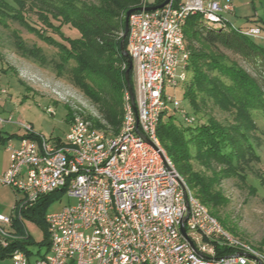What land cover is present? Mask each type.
<instances>
[{"label":"built area","instance_id":"2783aa9c","mask_svg":"<svg viewBox=\"0 0 264 264\" xmlns=\"http://www.w3.org/2000/svg\"><path fill=\"white\" fill-rule=\"evenodd\" d=\"M157 4L139 0L142 8ZM232 10V0H169L130 14L126 50L135 85L132 96L127 88L122 94L116 133L95 128L80 116L70 122L65 136L55 139L20 124L26 133L18 146L7 142L9 163L0 170V182L22 197L13 206L14 216L0 214V246L27 237L25 230L24 236L16 234L13 218L24 229L20 210L41 196L58 191L75 202L46 212L44 254L30 260L29 250L17 248L11 264H264V256L223 230L187 187L156 133L167 104L179 105L164 94L165 87L187 78V18L200 14L219 23ZM245 33L256 37L260 28ZM220 246L233 252L218 254Z\"/></svg>","mask_w":264,"mask_h":264},{"label":"trees","instance_id":"16d2710c","mask_svg":"<svg viewBox=\"0 0 264 264\" xmlns=\"http://www.w3.org/2000/svg\"><path fill=\"white\" fill-rule=\"evenodd\" d=\"M40 3L39 21L44 24L42 26L59 33L66 44L43 36L41 29L27 21L25 0H0V24L6 26L7 19L15 20L29 32L54 45L62 60L56 64L57 67L62 66L63 55L68 60H80L78 71H84L85 76L80 78L74 73L72 79L99 113V118L90 114L85 118L95 128L116 133L123 112L122 94L127 88L124 73L129 67L128 56L120 53L121 34L126 12L137 11L139 0H40ZM206 21L200 14H194L187 18L184 26L186 48L190 53L187 69L191 75L184 87V98L188 100L192 113H201V106L211 100L221 110L234 111L239 123L224 124L211 116L205 122H196L194 118L189 123L166 110L159 117L156 133L187 187L213 215L215 213L211 209L215 210L223 202L219 179L236 176L244 180L243 170L259 162L255 146L251 145L253 136L250 132L255 128L252 111L264 114V46L255 41V36L230 26L225 19L217 23L219 29L208 27ZM62 26L73 28L78 33L72 38L64 36L60 33ZM21 44L18 46L23 54L40 62L46 60L40 58L42 52L39 47ZM220 47L253 66L255 76L237 65ZM131 73L132 68L128 75ZM67 111L70 119V109ZM7 139L10 137L0 136V141ZM191 160L197 161L204 170H195ZM218 167L220 169L217 170ZM61 193L52 192L51 197L43 195L32 206L19 212L20 216L43 223L46 245V209ZM13 225L16 234L24 236L17 217L13 218ZM30 243L29 235L24 239L10 240L7 246H0V257H10L17 248L28 253L25 246ZM216 250L221 255L233 252L228 246L216 247Z\"/></svg>","mask_w":264,"mask_h":264},{"label":"rangeland","instance_id":"374dc122","mask_svg":"<svg viewBox=\"0 0 264 264\" xmlns=\"http://www.w3.org/2000/svg\"><path fill=\"white\" fill-rule=\"evenodd\" d=\"M157 1L148 0L150 4H155ZM40 4V0H25V18L31 25L41 29L43 36L66 44L59 33L42 26L44 24L39 21V11L42 7ZM232 5L233 10L224 13L223 18L235 28L243 29L252 25L259 27L260 34L255 37V41L264 46V0H232ZM55 23L57 24L56 21ZM206 25L213 29L220 27L219 24L208 20ZM60 33L72 38L78 32L73 28L62 26ZM20 41L21 45L26 47H39L42 52L40 58H46V60L40 62L33 56L23 54L18 46ZM220 49L248 74L255 76L253 66L237 56L230 55L222 47ZM62 58V66L57 67L56 64L62 61L58 49L29 32L19 22L7 19L6 26L0 24V119L6 120L0 123V136L5 139L10 137V141L8 139L4 142L0 141L1 171L8 166L10 152L6 149L7 142L18 146L21 137L26 133L20 124L27 123L35 133L46 139H55L66 135L70 122L76 116L85 119V115L90 114L99 118L96 106L85 97L83 91L72 79L74 73L79 74L80 78L85 76L84 71H78L80 60H68L64 55ZM179 73H181L180 69L177 71L176 79H178ZM185 73L187 77L185 81H180L175 86L165 87L164 94L179 102L177 108L172 103H168L166 106L168 112H172L175 117L181 120L187 117L188 119L192 118V121L195 118L196 122H205L208 116H211L224 124L239 123L234 111L221 110L211 100H208L205 106H201V113H192L189 102L183 94L184 87L190 81L191 76L187 68ZM129 82L133 95L135 85L133 67L132 73L129 75ZM67 108L71 112L70 119H68ZM47 109H52L53 113ZM252 114L255 128L250 132L253 136L251 145L255 146L259 162L252 163L243 170L244 180L236 176L219 179L218 187L223 202L211 211H214L213 216L223 230L240 238L264 256V114L258 110H253ZM102 123L104 122L102 121ZM191 164L195 170H204L195 160H191ZM216 169L218 170L220 167ZM51 195L48 196L51 197ZM21 197L22 193L14 187L0 182V214L14 216L13 206ZM74 202L72 197L61 193L51 201L46 212L60 210ZM206 208L208 209V207ZM208 211L210 212L209 209ZM21 218L24 230L30 236L31 243L27 244L26 248L31 252L30 260H35L47 250L44 225L24 215ZM0 264H11V258L0 257ZM247 264L256 263L248 260Z\"/></svg>","mask_w":264,"mask_h":264},{"label":"water","instance_id":"95a60500","mask_svg":"<svg viewBox=\"0 0 264 264\" xmlns=\"http://www.w3.org/2000/svg\"><path fill=\"white\" fill-rule=\"evenodd\" d=\"M168 1H169V0H164V1L161 2L160 4L153 5V6H147V7H144V8L139 7V8H137L136 10H142V9H144V10H154V9H156V8H158V7L163 6V5L166 4ZM132 12H133V10H128V11L126 12V14H125V18H124V28H123V32H122V34H121V40H120V53H121L122 55H124V56H128L127 50L124 49V38H125L126 33H127V30H128V18H129L130 14H131ZM127 62H128V64H129V67H128V69H127V70L125 71V73H124V79H125V81H126V87H127L129 93H130L131 96H132V87H131V84H130V82H129V75H128V73H129V69L132 68V61H131V59H130L129 57L127 58ZM132 104H133V100H132ZM180 229H181V232L184 234L185 232H184V228H183V226H181Z\"/></svg>","mask_w":264,"mask_h":264},{"label":"crops","instance_id":"0c3cea01","mask_svg":"<svg viewBox=\"0 0 264 264\" xmlns=\"http://www.w3.org/2000/svg\"><path fill=\"white\" fill-rule=\"evenodd\" d=\"M234 10H235V8H234ZM223 19H224V18H223ZM254 26H256V25H252V26H249V27H254ZM249 27H248V28H249ZM248 28H243V29L241 28V29H242V30H246V29H248ZM8 140H9V139H8ZM8 163H9V161H8ZM3 170H5V169H3Z\"/></svg>","mask_w":264,"mask_h":264}]
</instances>
